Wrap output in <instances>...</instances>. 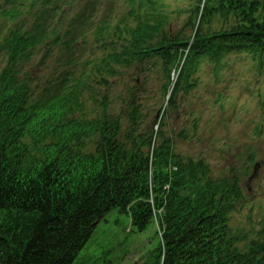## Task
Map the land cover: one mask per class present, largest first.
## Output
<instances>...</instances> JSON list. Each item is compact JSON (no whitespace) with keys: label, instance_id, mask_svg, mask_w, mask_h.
Here are the masks:
<instances>
[{"label":"trees","instance_id":"obj_1","mask_svg":"<svg viewBox=\"0 0 264 264\" xmlns=\"http://www.w3.org/2000/svg\"><path fill=\"white\" fill-rule=\"evenodd\" d=\"M128 1L131 10L139 6L143 14L122 18L113 35L107 20L92 21V2L69 19L67 37L88 22L95 46L109 43L100 68L90 72L100 79L98 87L105 84L104 94L73 74L55 81L33 72L37 54H42L38 66L47 58L46 46L71 49L78 41L57 34L46 38L49 19L64 0H27L26 17L22 12L9 17L1 9L0 36L6 16L15 25L8 37H0V59L5 58L0 69V264H73L112 209L128 213L136 233L157 221L156 264H264L261 243L246 245V236L229 226L232 204L242 198L235 187L226 180L212 182L207 167L191 159L184 163L163 146L152 149L149 160L156 137L127 131L123 138V113L108 115L106 109L110 80L144 62L161 67L163 92L169 95L164 116L176 107L180 92L196 87L193 77L204 64L217 76L231 53L253 49L260 55L254 65L262 70L264 0H191L196 3L184 28L193 29L194 36L188 39L166 35L168 24L181 15L174 0ZM24 3L14 0V9ZM147 10L154 11L153 18ZM216 19L220 26L213 30ZM179 68L171 84V73ZM85 105L93 112H85ZM129 106L126 120L135 129L141 113Z\"/></svg>","mask_w":264,"mask_h":264},{"label":"rangeland","instance_id":"obj_2","mask_svg":"<svg viewBox=\"0 0 264 264\" xmlns=\"http://www.w3.org/2000/svg\"><path fill=\"white\" fill-rule=\"evenodd\" d=\"M101 2V13L112 9L113 13L120 12L119 19L122 17L125 11L122 0ZM167 3L172 4V1L168 0ZM182 3L183 1L180 4ZM173 6L176 7L174 4ZM153 12L147 10L145 15L151 17ZM96 15L97 12L92 14ZM186 17L181 14L170 22L166 35L171 33L173 37H177L184 34L185 39L191 38L194 34L193 29L184 28ZM230 19L234 21L233 18ZM80 32L78 30L74 37ZM74 54L76 58L81 56V53L71 54L63 48H57L53 52L49 67L42 68L39 76L42 79L62 76L63 70L71 68L70 61L75 58ZM254 54L253 61L245 54L226 58L217 76L212 75L209 69L211 67L202 65L195 76L198 88L188 95H179L177 110L170 112L163 121L162 132L174 139L175 153L184 159L188 157L202 160L210 167L213 178L227 177L228 172L232 171L239 176H242L244 170L249 173L252 166L248 164L247 159L250 154L249 148L252 146L258 150V157L264 160V69L260 70L253 64L260 59L257 52ZM155 67L145 66L144 76L140 74L143 71L136 68L118 74L109 87L112 101L110 105V100L106 99L109 110L113 109L121 114L124 111L122 102L130 98L127 93L135 89L137 80L140 87L133 93L134 102L139 104L142 117L136 122L138 130L143 132L150 129L156 110L161 108L164 102L160 91L159 66L155 64ZM75 69L76 67L72 70ZM34 73L36 74V71ZM90 87L100 94L105 93L104 88L98 87L94 82ZM109 94L107 93V98ZM97 98L98 101L101 100L99 96ZM93 109L92 105H85V112L91 113ZM146 111L148 118H143ZM210 111L211 113H207ZM121 125L123 129L128 130L130 124L123 118ZM256 127L261 128L260 138L254 133ZM182 134H186V137H182ZM245 166L249 167L245 169ZM259 174L260 187L251 186L243 210L232 215L230 224L233 229L249 232V224H252L258 231L259 223L264 221V169H259ZM245 181L246 179L244 183ZM129 229L128 215L112 209L99 221L73 264H100L105 261L112 264H142L152 261L156 255L154 250L157 246L154 237V232L157 235L156 228L149 227L139 235L128 232ZM250 239L252 237H249Z\"/></svg>","mask_w":264,"mask_h":264}]
</instances>
